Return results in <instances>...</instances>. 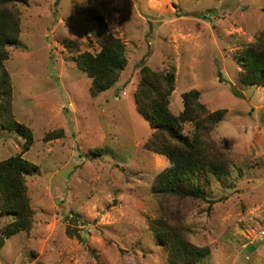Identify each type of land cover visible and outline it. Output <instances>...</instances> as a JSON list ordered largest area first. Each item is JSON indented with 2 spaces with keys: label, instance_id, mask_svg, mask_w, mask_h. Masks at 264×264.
<instances>
[{
  "label": "rangeland",
  "instance_id": "rangeland-1",
  "mask_svg": "<svg viewBox=\"0 0 264 264\" xmlns=\"http://www.w3.org/2000/svg\"><path fill=\"white\" fill-rule=\"evenodd\" d=\"M14 8L19 40L3 64L13 118L32 133L22 157L37 168L25 177L31 228L6 237L12 218L0 213V264H170L149 226L163 215L209 249L196 264H264V87L242 85L238 62L264 37V0H24ZM97 16L125 44L127 64L92 96L75 56L99 51ZM142 65L174 70L172 114L192 89L209 112L225 111L207 140L230 173L197 171L203 199L152 192L168 160L144 146L154 130L135 104ZM23 142L0 126V160Z\"/></svg>",
  "mask_w": 264,
  "mask_h": 264
},
{
  "label": "trees",
  "instance_id": "trees-1",
  "mask_svg": "<svg viewBox=\"0 0 264 264\" xmlns=\"http://www.w3.org/2000/svg\"><path fill=\"white\" fill-rule=\"evenodd\" d=\"M22 1L0 0V126L24 139L20 154L0 160V213L12 218L2 228L6 237L31 228L33 210L26 192L25 177L33 174L37 168L22 157L33 143L32 133L27 126L13 118L11 78L3 64L8 58V47L19 40V14L14 4ZM97 19L101 27L99 51H84L75 56L78 67L91 79L89 91L92 96L109 89L127 64L125 44L105 31L101 17L97 16ZM238 62L241 66L239 82L242 85L264 87L263 36L242 51ZM139 74L135 104L154 130L144 146L168 160V165L155 177L152 192L203 199L202 187L193 180L197 171L206 169L218 178L230 173L228 163L216 155L211 141L207 140L212 128L223 119L225 111L209 112L199 101V92L192 89L181 94L183 110L174 115L168 108V99L174 89V70L155 71L142 65ZM186 122L194 127L191 136L183 133ZM62 135V130L48 132L44 140H53ZM149 226L159 245L167 250L170 264H196L209 255L207 247L193 245L184 236L183 230L170 224L164 215L150 220Z\"/></svg>",
  "mask_w": 264,
  "mask_h": 264
},
{
  "label": "built area",
  "instance_id": "built-area-1",
  "mask_svg": "<svg viewBox=\"0 0 264 264\" xmlns=\"http://www.w3.org/2000/svg\"><path fill=\"white\" fill-rule=\"evenodd\" d=\"M261 233H262L261 235H264V231H262Z\"/></svg>",
  "mask_w": 264,
  "mask_h": 264
}]
</instances>
